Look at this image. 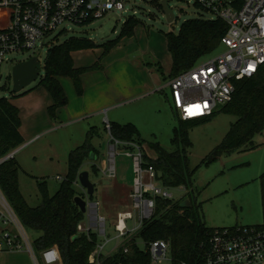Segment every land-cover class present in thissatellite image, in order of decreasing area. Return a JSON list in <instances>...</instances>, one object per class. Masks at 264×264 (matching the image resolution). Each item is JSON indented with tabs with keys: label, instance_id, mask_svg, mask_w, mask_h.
<instances>
[{
	"label": "trees",
	"instance_id": "16d2710c",
	"mask_svg": "<svg viewBox=\"0 0 264 264\" xmlns=\"http://www.w3.org/2000/svg\"><path fill=\"white\" fill-rule=\"evenodd\" d=\"M152 3L162 10L160 3L155 1ZM141 24L139 19L132 16L126 20L115 40L100 44L86 37H70L63 43L54 44L48 50L43 66L45 75L37 87L44 88L53 99V105L48 109L52 120H56L59 110L69 103L59 78L71 79L77 94L82 96L84 94L82 75L102 69V59L109 55L122 39L134 37L137 27ZM227 31V23L219 18L187 20L178 33L170 31L165 34L168 51L172 57L170 74L166 75L160 63L149 66L154 67L165 81L176 78L202 63L201 60L214 56L222 48V39ZM61 34L66 35L65 32ZM94 49L104 51L97 64L90 68H76L72 53ZM234 86L232 101L213 116L189 121L179 119L172 140L176 147L175 151L169 152L159 143H149V148L156 153V158H153L143 150L144 165L156 169L157 180L161 186L168 189L185 186L189 192L187 194L191 196L194 192L193 178L197 169L190 166L187 149L191 143L188 133L195 127L213 121L220 113L235 116L237 121L231 125L222 143L212 152L210 162L223 153H232L244 146L250 145V149L257 148L253 139L259 134H264V64L255 76L235 80ZM27 93H12L10 98H0V161L25 143L20 131L22 126L20 110L11 100ZM104 130L107 132L106 127ZM111 134L123 142L137 144L140 140V132L134 124L111 123ZM100 135L101 130L92 127L85 143L70 152L66 178L54 195L50 194L46 180L38 181V190L42 197V204L38 207L30 206L21 192L19 183L21 166L16 159H9L0 164V188L23 226L28 231L39 234L34 240L35 248L42 251L57 247L63 264H90V255L98 244L94 234L88 235L80 230L86 220V214L80 210L75 199L84 196L77 190L76 185L86 162H91L92 172L100 175V169L96 164L98 151L93 145V139ZM89 199L93 200L94 196ZM155 202L154 216L144 222L139 233L126 236L115 254L103 256L102 264H151L146 247L157 240L170 242L171 264L203 262L211 234L215 229L207 226L202 206H184L181 201L161 197H156ZM262 208L263 223L259 227L264 228V191ZM141 242L145 245L144 248L140 246Z\"/></svg>",
	"mask_w": 264,
	"mask_h": 264
},
{
	"label": "rangeland",
	"instance_id": "374dc122",
	"mask_svg": "<svg viewBox=\"0 0 264 264\" xmlns=\"http://www.w3.org/2000/svg\"><path fill=\"white\" fill-rule=\"evenodd\" d=\"M153 1L160 4L163 2V0H126L125 13L112 11L93 24L68 25L69 31L66 35H62L59 31L55 32L48 37V44L43 49L8 55L2 66L0 98L11 97L12 72L18 63L27 61L31 57H38L43 69L48 50L54 44L63 43L70 37H86L100 44L115 40L126 20L132 16L139 19L142 24L137 27L134 37L121 40L119 43L122 46L121 50L125 49L124 53H128L131 62L140 59L153 62L152 64L160 63L165 73L171 72L172 57L168 51L165 34L170 31L178 33L187 20L212 19L213 15L198 7L195 0H168L176 18L174 22L169 23L163 11L157 8ZM223 51L224 48H221L215 55ZM106 57L109 61H114L120 58V54L112 53ZM208 59L205 58L201 62ZM115 68L124 67L118 64ZM44 75L43 69L40 79L18 94L36 88ZM158 76L161 85L157 91L144 97L115 102L106 108V111L103 110L100 118L101 135L93 139V145L98 151V164L106 161L109 140L108 132L104 130V119H108L110 123L134 124L140 132V140L137 144L153 158H156V153L149 148V143H159L169 152L176 150L172 140L179 116L173 108L174 97L167 87L168 81H165L160 74ZM221 108L222 106L219 105L218 111ZM92 119L66 124L58 121L54 127L40 133L36 140L23 145L15 153L16 161L21 166L20 189L30 206L38 207L42 204L38 181L48 182L51 195L58 191L66 178L69 154L87 140L90 129L87 123L94 122ZM236 121L235 116L220 113L213 121L191 129L188 133L191 146L187 150L191 168L197 169L193 178L194 192L190 196L187 194L189 192L181 191L180 188H169L173 195L172 200L181 201L183 204L186 202L190 206L201 205L203 217L209 228L260 226L263 223L264 134H259L253 139L254 145L257 146L255 149H250V145L244 146L232 153H223L212 162L209 161L212 152L222 143L231 125ZM124 155L125 153L117 157V175L121 184L130 185L135 177L133 159ZM83 171H92L90 162L84 164ZM76 188L85 196L80 185L77 184ZM96 188L95 198L100 186L97 185ZM112 198H116L114 192L106 196L103 194V199L109 200L107 207L109 212L116 213L122 210L117 209ZM129 225L133 226V221H129ZM106 227V238L99 236L97 231L93 233L99 244H105L110 240L103 252L108 256L116 252L120 241L116 239L117 233L112 218L107 220ZM27 233L32 241L39 236L28 230ZM140 246L145 247L142 242ZM13 263L34 264L31 257L23 252L9 255L0 253V264Z\"/></svg>",
	"mask_w": 264,
	"mask_h": 264
},
{
	"label": "built area",
	"instance_id": "2783aa9c",
	"mask_svg": "<svg viewBox=\"0 0 264 264\" xmlns=\"http://www.w3.org/2000/svg\"><path fill=\"white\" fill-rule=\"evenodd\" d=\"M195 2L212 14V19L225 21L228 31L222 39L223 52L168 82L167 87L174 97L173 108L179 119L184 121L213 116L219 105L223 107L232 101L234 81L255 76L264 64V0ZM112 11L125 13L126 0H0V81L8 55L36 52L48 44V37L55 32L67 33L68 25L93 24ZM104 122L109 140L106 161L101 163L100 171L114 179L117 176V157L125 153L133 159L135 172L133 211L119 214L115 225L116 239L120 240L139 233L144 222L154 216L156 197L172 200L173 195L158 182L156 169L144 165L143 147L116 139L111 134V123L107 119ZM15 153L9 154L0 164L13 159ZM178 188L188 192L185 186ZM84 192L82 198L87 201V213L85 225L80 230L88 235L97 231L99 236L106 238L107 220L100 213L99 204L89 199L86 190ZM133 219L137 221L133 228H129L127 221ZM109 241L97 244L90 255V264H102L103 252ZM146 249L151 264L172 262L169 241H154ZM16 252L27 253L34 264H63L57 247L42 251L35 248L34 241L0 188V253ZM201 264H264V228H216Z\"/></svg>",
	"mask_w": 264,
	"mask_h": 264
},
{
	"label": "crops",
	"instance_id": "0c3cea01",
	"mask_svg": "<svg viewBox=\"0 0 264 264\" xmlns=\"http://www.w3.org/2000/svg\"><path fill=\"white\" fill-rule=\"evenodd\" d=\"M121 49L122 46L118 44L110 53H119L120 58L114 61H109V58L105 57L101 61L102 69L92 70L82 75L81 79L84 88V94L82 96L77 94L71 79L66 77L59 78L68 96L69 103L66 107L59 110L56 120L51 119L48 111L49 107L53 105V99L42 87L34 88L28 91L26 95L12 99V103L20 110V117L22 120L20 131L25 140L24 145L36 140L40 133L51 129L58 121L66 124L93 118L92 120H94V122H88V127L90 129L92 127L101 129L100 118L103 110L106 111V108L112 106L115 102L144 97L157 91L160 88L161 80L158 76L159 73L155 68L149 66V64H152L153 62H145L140 59L131 62L128 53H124L125 49ZM103 53V49H94L77 51L72 53V56L76 68H90L97 64L99 59L103 56ZM118 64L124 68L116 69L115 66ZM166 74L169 75L170 72H167ZM105 120L106 119H104V121ZM19 150L20 148L15 152H18ZM124 156L128 157L126 155ZM90 164L92 166L91 162ZM96 164L100 169L102 164L99 165L97 161ZM87 172H89L90 179L95 186H100V191L97 194V197H94L92 201L99 204V211L105 216L106 220L109 218L114 220L115 227L118 223L119 214L133 211L132 192L134 182L132 181L130 185L121 184L118 175L114 179H111L105 176L101 171L98 176L92 171ZM81 189L84 190L83 188ZM96 189L97 188H95V192ZM113 192L116 198H112V200H115L117 209H122L116 213L109 212L107 208L109 200L103 199V194L106 196V194L110 195L111 193L113 194ZM93 196H95V193ZM129 221H133L134 226L137 220L133 219ZM129 221H127L128 227L133 228V226L130 227ZM84 225L85 222L82 224V227ZM119 241L116 252L122 245L123 239H120ZM5 254L9 255L12 253Z\"/></svg>",
	"mask_w": 264,
	"mask_h": 264
},
{
	"label": "water",
	"instance_id": "95a60500",
	"mask_svg": "<svg viewBox=\"0 0 264 264\" xmlns=\"http://www.w3.org/2000/svg\"><path fill=\"white\" fill-rule=\"evenodd\" d=\"M162 11L166 16L169 23L175 21V14L169 6L168 0H163ZM44 69V68H43ZM42 65L38 57H32L27 61L20 62L13 68L12 80H13V93H20L22 90L27 88L33 82L40 79L42 72ZM79 185L87 191L89 197L93 196L95 193V184L90 179V174L84 171L80 174L78 178ZM76 204L79 206L80 210L86 214L87 213V201L82 197L78 196L75 199ZM184 206H190L189 203H184Z\"/></svg>",
	"mask_w": 264,
	"mask_h": 264
}]
</instances>
